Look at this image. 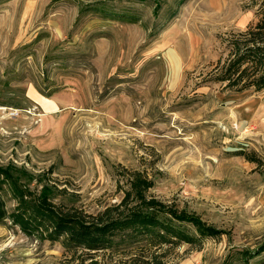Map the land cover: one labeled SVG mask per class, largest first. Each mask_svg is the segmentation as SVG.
Wrapping results in <instances>:
<instances>
[{
    "label": "rangeland",
    "instance_id": "374dc122",
    "mask_svg": "<svg viewBox=\"0 0 264 264\" xmlns=\"http://www.w3.org/2000/svg\"><path fill=\"white\" fill-rule=\"evenodd\" d=\"M263 18L264 0H0V170L15 189L97 215L138 172L164 215L219 233L91 255L3 223L0 264H264V64L219 81Z\"/></svg>",
    "mask_w": 264,
    "mask_h": 264
},
{
    "label": "trees",
    "instance_id": "16d2710c",
    "mask_svg": "<svg viewBox=\"0 0 264 264\" xmlns=\"http://www.w3.org/2000/svg\"><path fill=\"white\" fill-rule=\"evenodd\" d=\"M91 8L112 20L122 17L107 12L108 9L101 6L91 5ZM130 20L136 21L133 17ZM248 34L254 38L247 41L244 52L238 54L219 79L221 82H227L225 87L229 89L241 80L231 84L232 78L243 64L249 60L260 66L264 64V18L246 35ZM261 85L264 88V78H261L260 87ZM246 88L244 86L238 90L244 91ZM9 180L11 179L8 172L0 170V224L10 223L29 238L59 243L69 253L80 250L91 255L95 253L117 255L136 249L151 250L166 245L178 246L182 243L195 246L201 243V237L209 238L219 234L215 228L207 227L196 217L180 215L170 218L164 215V211L155 206L157 205L155 200L147 198L152 182L138 172H134L130 177V190L124 192L120 204L106 208L97 215L77 211L59 212L51 202L36 201L27 191L16 190L14 182ZM8 188H12V195L9 194V197ZM7 199L14 201L15 205L8 207ZM185 223L195 228L197 236L188 232ZM261 251H264V248H260L258 254ZM247 257L245 255L243 259L246 260Z\"/></svg>",
    "mask_w": 264,
    "mask_h": 264
},
{
    "label": "bare ground",
    "instance_id": "6f19581e",
    "mask_svg": "<svg viewBox=\"0 0 264 264\" xmlns=\"http://www.w3.org/2000/svg\"><path fill=\"white\" fill-rule=\"evenodd\" d=\"M41 101V100H40ZM44 107H46V105L44 104Z\"/></svg>",
    "mask_w": 264,
    "mask_h": 264
}]
</instances>
